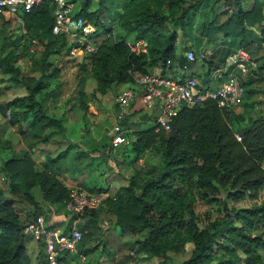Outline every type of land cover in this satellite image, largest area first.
<instances>
[{"label":"trees","instance_id":"16d2710c","mask_svg":"<svg viewBox=\"0 0 264 264\" xmlns=\"http://www.w3.org/2000/svg\"><path fill=\"white\" fill-rule=\"evenodd\" d=\"M121 1L124 9L120 17L122 29L126 33L136 32L137 38L147 40V51L133 53L123 39L115 36L105 38L94 54L87 55L90 74L102 94H106L114 84L134 82L135 73L151 74L148 65L160 68L159 75H169L171 66L175 64L180 68L191 67L193 64L176 51L177 34L174 31L158 33L157 26L171 20L184 27L185 16L199 4L211 7L223 1L227 8H232L224 21L219 24H216V19L210 21L202 28V33L211 41L218 32H222L225 37L231 38L232 43L237 40L238 49L246 52L247 45L253 42L246 38V31L264 21L263 6L259 0H198L191 8L186 7V0ZM87 2L84 0L76 14L103 27L101 9L89 11ZM165 8L168 13L164 12ZM54 9L53 2L42 0L30 12L14 14V18L21 21L17 28H23L34 36L59 37L65 42L64 38L51 32ZM8 22L0 14V23ZM13 30H9L0 47V72L9 75L16 84H25L28 93L13 98L3 107L7 109L12 106L10 125L30 121L31 128L26 138L28 148L32 149L55 134L54 131L46 132V126L57 125L60 135H63L65 127L49 112V95L36 98V94L45 87L42 82L37 80L28 86L26 79L20 78L21 71L14 65L18 54L8 49L13 42L10 37ZM109 30L105 29L104 33ZM258 34L264 37V31ZM235 51L232 50V53ZM51 52L48 42L43 67L51 64L47 58ZM249 56L258 64L256 69L246 74L240 73L244 76L242 84L245 93L252 95L256 91L251 84L260 77L264 78V63L259 64L257 59ZM223 65L216 64L215 68ZM80 66L85 67V64ZM58 71L55 68L51 75ZM15 105H21L22 109L15 111L12 109ZM86 106L82 108L88 109ZM240 106L244 111L247 106L244 99ZM243 111L233 113V109L221 108L214 100L191 107L182 106L172 116L169 131L161 128L156 131L158 125L154 116L152 125L134 131L137 138L135 150L154 148L161 155L160 163L149 169V177L139 184L130 179L114 195L108 196L100 207L74 215H87L96 220L100 209L108 205L116 216L115 224L121 230L128 228L144 234L133 241L129 249L145 257L158 258L160 264H173L168 252H184L188 242L193 244V250L181 264H264L261 253L264 252V235L260 232L264 229V114L248 118L245 125L237 127L235 121L241 119L240 113ZM60 156L48 157L41 171L35 170L28 154L20 159H6L3 171L9 179L10 192L16 194L19 185L23 186L27 200L35 209L40 207V203L30 194L34 187L40 189L44 202H64L70 189L58 179ZM84 189L101 191V188ZM220 194L224 195L223 199L235 203L244 199H250L252 203L243 208H230L229 212L234 214L235 220L226 218L219 230L210 232L199 226L193 202L200 199L204 204L218 203L223 200ZM225 200L223 205L226 204ZM36 216L33 212L22 220L14 208V199L0 190V264H32L23 229ZM88 237L82 235L79 244ZM37 243L41 247L40 254L43 250L44 262H47L43 244L40 241ZM92 250L84 249L81 252L87 255ZM68 254L70 252L60 253L59 261L64 262Z\"/></svg>","mask_w":264,"mask_h":264},{"label":"rangeland","instance_id":"374dc122","mask_svg":"<svg viewBox=\"0 0 264 264\" xmlns=\"http://www.w3.org/2000/svg\"><path fill=\"white\" fill-rule=\"evenodd\" d=\"M87 1L89 11L101 9L100 19L103 29L108 28L110 32L117 34L123 32L124 38L128 40L137 38L136 32L126 33L120 25V17L124 10L121 0ZM196 1L198 0H186V7H194ZM259 1L262 3L264 11V0ZM83 2L84 0H75V9H80ZM164 12L168 13L167 8L164 9ZM231 12L232 8H227L223 1H218L211 7L199 4L195 9L191 8L188 15L185 16L184 27L171 20L157 26L158 33L174 31L177 34L178 38L175 43L177 53L185 56V52L189 49L194 51L195 60L191 62L195 67L194 74L205 84H209L211 80L212 84L219 79H221V83L225 80L226 73L217 75L215 66L224 64L226 56L232 53V50L238 49V41L235 40L232 43L231 38L225 37L222 33H217L211 41H208L207 36L202 33V28L215 19L216 24L221 23ZM14 16L13 12H8L5 17L9 22L0 23V47L9 30L14 28L10 36L13 42L8 49L18 54L14 65L21 71L20 78L26 79L28 86H32L37 80L42 82L45 87L36 94V98L40 99L49 95L47 108L65 129L63 135H60L57 125L46 126V132L54 131L55 134L45 143H39L29 149L26 137L31 128L30 121H20L17 125H10L12 106L7 109L3 107L13 98L26 95L27 87L25 84L12 82L9 75L0 72L1 193L14 199V208L22 220L27 214L34 212L35 215H42L50 227L64 230L75 224L82 235H89V239L81 242L74 251L70 252L62 264H160L158 258L145 257L144 254H136L129 249L130 244L136 239L142 238L144 234L133 232L128 228L121 230L115 224L116 216L112 210L108 209V205L100 209L96 220H94L87 215H74L67 209L64 202L55 204L44 202L38 187H34L30 193L37 203H40L38 209H35L27 200L23 186L19 185L16 194L10 192L9 179L3 171V162L8 158L20 159L28 154L34 162L35 170L41 171L48 157H57L61 154L58 179L64 185L67 182L69 189L91 187L99 190L101 188V191L114 195L119 187L126 185L130 179H134L137 184L147 179L149 169L158 165L161 157L160 152L154 148L134 149L137 139L134 131L148 127L154 122V113L150 114L144 109L136 111L137 115L131 117L125 113L121 114V124L129 121L130 125L128 131H120V133L130 142L127 145L121 143L116 147L110 145L108 136L112 133L110 130L113 128V121H115L111 113L116 114V111L120 113L118 98L124 91L133 87V83L114 84L106 94L100 93L90 74L87 55L78 54L73 57L68 52V41L64 42L59 37L45 38L26 33L23 28H17L21 25V21ZM184 28L187 32L183 30ZM258 33H255L254 29L246 31V38L253 40L246 48L252 58L262 64L264 63V37L262 38ZM116 37L119 40L123 39L120 35H116ZM48 42L52 52L47 58L51 64L43 67V56ZM187 47L189 48L187 49ZM80 64H85V67H81ZM55 68L59 69L58 73L51 75ZM177 68L178 65H172L169 71L170 75L180 76ZM148 71L158 74L160 68L148 65ZM235 74L241 81L244 80V76H241L239 70H236ZM258 79L251 84L252 89H255L256 92L252 95L245 93V97H243L247 104L245 110L243 111L240 105L233 109V113L243 111L240 113L242 114L241 119L235 121L237 127L245 125L248 118H256L264 114V78ZM83 105H87L88 109L84 110ZM132 106L133 104H130L128 108L131 110ZM12 109L18 111L22 107L15 105ZM95 111L97 118L92 119L88 116L89 112L95 113ZM79 126H86L88 129L86 135L79 134ZM137 155L138 159H136ZM81 175L82 178H78ZM220 197L223 199L224 195L220 194ZM224 200L211 204H204L200 199L193 202L201 228L215 232L220 229L226 218L235 220L234 214L229 212L230 208H243L252 203L250 199H244L239 203L225 200L226 204L223 205ZM260 232H263L264 235V229ZM25 237L28 240L26 250L31 258V263L47 264L42 257L43 250L40 254L41 247L36 246L37 240L31 236L26 235ZM90 248L93 250L87 255L81 252ZM192 250L193 244L188 242L185 244L184 252H168V255L173 264H181L184 259L189 257ZM261 253L264 258V252Z\"/></svg>","mask_w":264,"mask_h":264},{"label":"built area","instance_id":"2783aa9c","mask_svg":"<svg viewBox=\"0 0 264 264\" xmlns=\"http://www.w3.org/2000/svg\"><path fill=\"white\" fill-rule=\"evenodd\" d=\"M42 0H0V14L8 12L14 14L30 12ZM54 3L53 23L51 32L55 36H60L68 41V51L75 57L79 55L94 54L103 40L108 37H115L117 33L107 32L99 24L90 19L77 15L75 0H50ZM124 37V33L120 32ZM127 47L133 53L147 51V42L143 38L128 40L123 38ZM185 57L189 62L195 60L193 50L185 52ZM257 63L252 60L249 54L242 48L230 54L223 65L217 68V75L225 74V80L217 85H210L201 82L195 76H173L159 74L135 73L133 76V87L124 91L119 96L118 101L122 108V113L132 115L133 111L128 107L133 97L137 96V108L144 110L157 109L156 124L159 128L169 131L170 122L174 113L182 106L200 105L207 100H214L224 109H234L238 107L244 97V86L238 75L235 74L233 66L242 74L256 69ZM216 75V76H217ZM131 83V84H132ZM241 140L239 135H236ZM111 145L116 147L119 144H129L120 132L110 133ZM110 196L105 191L90 192L83 187L70 189L68 198L64 201L67 209L73 214H81L86 209H96L100 207L106 198ZM23 233L34 237L43 244L46 260L48 264H62L58 256L63 252H72L78 246L82 233L73 224L66 232L50 227L42 215H37L24 227Z\"/></svg>","mask_w":264,"mask_h":264},{"label":"crops","instance_id":"0c3cea01","mask_svg":"<svg viewBox=\"0 0 264 264\" xmlns=\"http://www.w3.org/2000/svg\"><path fill=\"white\" fill-rule=\"evenodd\" d=\"M252 29H254L255 30V33L256 32H259V33H261V31H264V22L262 23V24H260L259 26L257 25V26H254V27H252ZM218 33H222V32H218ZM223 34V33H222ZM234 53V52H233ZM230 54H232V53H230ZM229 54V55H230ZM228 55V56H229ZM227 56V57H228ZM221 68H223V67H221ZM220 69V68H219ZM234 69V72L236 71V70H238L237 68H234L233 66L230 68V70H233ZM177 71H178V74L180 75V76H189V75H194L195 76V67L194 66H191V67H185V68H180V67H178L177 68ZM177 74V75H178ZM212 80H211V82H209V84L212 86V85H217V84H220L221 83V79H219L218 81H215L213 84H212ZM128 84H130V83H125V84H118V85H128ZM138 98L139 97H137V96H135V97H133L132 99H131V101H130V104H133V106H132V111H133V114L132 115H137L135 112L136 111H139V110H141V109H138L137 108V100H138ZM120 108H121V106H120ZM147 111H149L150 112V114L151 113H154V115L156 114V112H157V109H152V110H147ZM152 111V112H151ZM90 114H88V116H90L92 119H94V118H97V112L95 111V113H91V112H89ZM122 108H121V111H120V113L119 112H117L116 111V114H113V113H111V115H112V117H114L115 118V121H113V128L110 130V131H112V132H115V130L116 131H118V130H121V131H125V130H129L128 128H129V125H130V123H129V121H127V123H123L122 125L120 124L122 121H120V118L122 117ZM132 115H130L129 117H131ZM153 115V116H154ZM152 116V117H153ZM87 132H88V129L86 128V126H79V134L80 135H86L87 134ZM78 134V133H77ZM78 134V135H79ZM76 137H78V136H76ZM82 137V136H81ZM109 137V139H110V135L108 136ZM110 144H111V142H110ZM84 150H86V149H84ZM92 155H94V153L92 152ZM78 178H82V175L80 176V177H78ZM69 181H71V179H69ZM65 185L66 186H68V183L67 182H65ZM121 186V185H120ZM39 244L36 242V246H38ZM27 248H28V244H27Z\"/></svg>","mask_w":264,"mask_h":264},{"label":"water","instance_id":"95a60500","mask_svg":"<svg viewBox=\"0 0 264 264\" xmlns=\"http://www.w3.org/2000/svg\"><path fill=\"white\" fill-rule=\"evenodd\" d=\"M117 131L115 130V133H116Z\"/></svg>","mask_w":264,"mask_h":264}]
</instances>
